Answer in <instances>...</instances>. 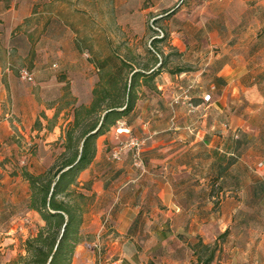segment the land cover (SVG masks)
<instances>
[{
  "label": "crops",
  "instance_id": "1",
  "mask_svg": "<svg viewBox=\"0 0 264 264\" xmlns=\"http://www.w3.org/2000/svg\"><path fill=\"white\" fill-rule=\"evenodd\" d=\"M36 1L0 0V264L12 262L23 252L22 241L42 224L39 214L27 208L28 185L13 157L33 145L37 149L28 154L30 162L40 167L37 172L47 168L52 163L49 143L59 141L58 150H62L60 137L71 120L74 100L78 105L91 99L92 88L85 95L80 88H71L73 97L68 102L64 94L50 98L58 88H11L16 81L11 61L21 53L20 37L23 45L32 44L26 30L34 24L31 17L48 14L42 24L40 40L47 43L43 50L59 46L62 60L67 53L73 54L75 62L82 59L69 28L61 23L58 30L56 23L62 20L35 8ZM208 3L230 9L228 20L234 33L216 43L231 45V51L215 55L197 74L161 72L155 80L158 92L147 93L131 114L99 137L96 156L79 177L81 183L92 182L94 193L82 233L96 238L108 234L112 243L97 250L81 243L72 264H264V224L256 219L264 217V212L256 208L250 212L247 206L248 201L258 204L264 198L231 196L244 186L226 179L231 165L215 160L216 156L229 160L236 152L230 146L232 133L217 131L220 122H210L214 132L202 131L194 123L191 131L189 123H173L165 114L167 107L180 108L186 98L195 105L200 88H210L207 92L216 108L222 99L240 94L256 111L264 109V0ZM37 59L32 73L37 84L46 85L54 77L50 61ZM38 118L41 123L35 126ZM120 127L128 132H115ZM132 136L148 138L140 154L142 166L134 164V149L123 151L120 160L112 157L117 144ZM218 172H222L219 180H209ZM21 233L18 249L14 237ZM200 240L211 249L218 242L208 263L196 247ZM101 250L107 254L96 259L93 252Z\"/></svg>",
  "mask_w": 264,
  "mask_h": 264
},
{
  "label": "rangeland",
  "instance_id": "2",
  "mask_svg": "<svg viewBox=\"0 0 264 264\" xmlns=\"http://www.w3.org/2000/svg\"><path fill=\"white\" fill-rule=\"evenodd\" d=\"M208 1L37 0L35 8L51 12L59 20H62V22L56 23L58 30L62 27L61 23L69 28L75 37L74 48L82 59L75 62L73 54L67 53V59L62 60L57 54L59 46L50 45L46 51L43 50L47 43L40 40L43 32L42 24L48 14L31 17V20H35L34 24L26 30H30L29 34L33 38L32 44L23 45L20 37L21 53L15 55L11 61L12 75L16 80L14 84L11 83V88H58L53 91L50 98L58 99L64 94L65 102H68L69 98L73 97L71 88H80L81 94L85 95L89 93L90 88H93L98 79L96 69L89 59L92 56L103 57L113 51L122 56L140 54L142 56L139 61L143 62L147 57L145 54L147 49L156 50L160 57L167 62L165 70L183 68L187 75L197 74L201 69L207 68V64L213 60L215 55L229 52L232 47L229 44L216 43L234 33V30L231 29V22L228 20L230 9L224 6L215 8ZM153 38H162L163 40L153 46L151 45ZM63 45L67 47L66 43ZM37 58H46L50 61L49 66L54 77L46 85L37 84L38 80L34 75L31 82L20 78L22 68L33 72ZM66 60H68L65 64L66 69H63ZM209 89L200 88L201 95L195 99V105L193 99L186 98V102L180 108L167 107L165 109L167 118L171 119L173 123L176 121L189 123L191 131H193L192 123H194L202 131L214 132L210 129V122H220L221 125L217 131L226 134L232 133L233 139L236 137L234 135L240 134L238 130L246 132V143L239 153H234L236 157H233L232 160L231 176L226 174V179L241 181L244 186L242 192H233L231 196L249 199L256 196L264 198V109L256 111L240 94L229 97L226 101L222 99L221 107L217 106L219 108H216L212 103L211 93L207 92ZM223 104L226 106L223 107ZM61 118L63 119L65 116ZM115 132L124 133L128 132V129L122 127L121 131L116 130ZM132 137L145 141L141 149L142 152L148 138ZM49 144L51 151L48 159L53 162L60 153L58 150L59 141ZM230 146H233L232 141ZM26 148H22L20 154L13 157L14 165L18 170L25 167L29 171L37 172L40 167H35V161L30 162L28 156L37 147L30 145L27 150ZM215 160L217 163L226 162L227 164L228 162L227 158L223 160L217 156ZM209 180L215 181L216 179L212 177ZM255 188L258 190L257 195L253 194ZM217 205L218 203L215 204L216 207ZM247 206L250 212L255 208L258 211L262 209L264 212V200L258 204L248 201ZM256 219L264 224V217ZM22 236L23 233L16 234L14 237L16 240L13 245H17L18 249ZM110 239L108 234L96 238L91 233L84 231L82 243L90 249L97 250V248H105L110 245L112 243ZM199 252L202 257L208 255V250L203 246H200ZM93 254L98 259L99 257L103 258L107 253L106 250H101L99 253L96 251ZM0 256H2L1 253ZM13 260L7 264L13 263Z\"/></svg>",
  "mask_w": 264,
  "mask_h": 264
},
{
  "label": "trees",
  "instance_id": "3",
  "mask_svg": "<svg viewBox=\"0 0 264 264\" xmlns=\"http://www.w3.org/2000/svg\"><path fill=\"white\" fill-rule=\"evenodd\" d=\"M162 40L153 38L151 45ZM145 54L143 62L139 61L140 54L122 56L116 51L89 59L98 79L88 103L75 105L74 100L71 120L60 137L62 150L42 171L31 172L25 167L21 170L29 189L27 208L39 214L42 224L22 241L23 252L17 254L14 264L73 263L76 249L83 241L85 216L94 201L92 182L81 183L79 177L94 160L99 137L131 114L147 93L158 92L155 80L161 72L179 74L185 71L183 68L165 70L167 62L156 50L147 49ZM40 123L38 118L35 126ZM245 143L246 134L241 133L233 139V148L238 152ZM233 157L236 155L230 157L226 167L232 165ZM221 173L214 177L215 181L222 177ZM217 245L216 241L211 249L201 240L196 244L198 249L203 246L208 250L205 263L213 259Z\"/></svg>",
  "mask_w": 264,
  "mask_h": 264
},
{
  "label": "built area",
  "instance_id": "4",
  "mask_svg": "<svg viewBox=\"0 0 264 264\" xmlns=\"http://www.w3.org/2000/svg\"><path fill=\"white\" fill-rule=\"evenodd\" d=\"M20 78L27 82H31L33 80V74L30 71H28L26 68H22L20 70ZM117 130L121 131L122 127L118 128ZM144 142H145L144 140H139L135 137H131L128 141L121 142L119 143L118 146H116L115 150L112 153V157L115 160H120L123 151L134 149V157H133L134 164L136 166H142L143 163L140 154Z\"/></svg>",
  "mask_w": 264,
  "mask_h": 264
}]
</instances>
